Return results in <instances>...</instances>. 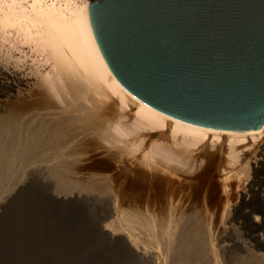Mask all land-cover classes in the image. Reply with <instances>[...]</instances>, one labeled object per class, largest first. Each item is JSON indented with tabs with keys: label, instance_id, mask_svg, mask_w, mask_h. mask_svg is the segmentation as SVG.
I'll return each instance as SVG.
<instances>
[{
	"label": "bare ground",
	"instance_id": "obj_1",
	"mask_svg": "<svg viewBox=\"0 0 264 264\" xmlns=\"http://www.w3.org/2000/svg\"><path fill=\"white\" fill-rule=\"evenodd\" d=\"M89 3L0 0V220L24 190L38 188L80 211L125 264H234L255 248L264 264V124L205 127L133 95L102 55ZM257 145L260 158L250 161ZM219 155L236 165L220 169L221 192L178 196ZM251 162L254 175L236 193L233 171ZM238 203L248 208L242 217L231 214Z\"/></svg>",
	"mask_w": 264,
	"mask_h": 264
},
{
	"label": "water",
	"instance_id": "obj_2",
	"mask_svg": "<svg viewBox=\"0 0 264 264\" xmlns=\"http://www.w3.org/2000/svg\"><path fill=\"white\" fill-rule=\"evenodd\" d=\"M111 71L133 95L192 124H264V0H90Z\"/></svg>",
	"mask_w": 264,
	"mask_h": 264
},
{
	"label": "rangeland",
	"instance_id": "obj_3",
	"mask_svg": "<svg viewBox=\"0 0 264 264\" xmlns=\"http://www.w3.org/2000/svg\"><path fill=\"white\" fill-rule=\"evenodd\" d=\"M22 61L19 63L20 66L25 69V72L30 73L31 59L28 61L23 58ZM157 134H154V137L158 138L159 134ZM168 134L169 131L166 133L167 137H169ZM260 149V145L255 146L249 155L252 159L250 161L260 158ZM222 166L231 169L236 165L232 167L226 165L224 157L217 156L210 174L207 177L192 178L191 184L187 181L178 196H186L190 192L201 196L217 193L218 190L221 192L223 183L218 178L222 176L220 172ZM252 167L251 162L245 168L240 166L233 171L234 176L231 180L236 185V187L234 185L236 193L246 188L248 179L254 175ZM260 170L264 172V166L260 165ZM221 199L226 207L228 206V210L234 207L235 201L231 194L221 195ZM254 200V196L249 197V201ZM247 209L238 203V209L233 210L231 214L242 217ZM249 227L254 228V224L249 223ZM239 235L241 237V228L235 222L233 237ZM258 253L259 250L256 248L245 255L240 253L234 264H257ZM218 254L220 262L222 257L220 253ZM0 264L125 263L118 252L104 249L95 236L94 229L82 218L80 211L53 202L47 190L32 188L24 190L20 197L10 202L5 215L0 220Z\"/></svg>",
	"mask_w": 264,
	"mask_h": 264
}]
</instances>
